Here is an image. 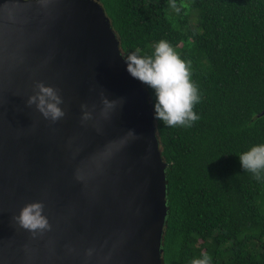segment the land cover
<instances>
[{
    "label": "water",
    "instance_id": "1",
    "mask_svg": "<svg viewBox=\"0 0 264 264\" xmlns=\"http://www.w3.org/2000/svg\"><path fill=\"white\" fill-rule=\"evenodd\" d=\"M124 59L98 0H0V264H162L166 163ZM37 81L60 90L63 118L27 105ZM34 201L51 224L36 236L12 219Z\"/></svg>",
    "mask_w": 264,
    "mask_h": 264
},
{
    "label": "trees",
    "instance_id": "2",
    "mask_svg": "<svg viewBox=\"0 0 264 264\" xmlns=\"http://www.w3.org/2000/svg\"><path fill=\"white\" fill-rule=\"evenodd\" d=\"M98 2L125 58L165 39L191 61L202 95L192 127L155 120L166 163L162 264L204 252L213 264H264V183L237 158L264 142V0Z\"/></svg>",
    "mask_w": 264,
    "mask_h": 264
},
{
    "label": "clouds",
    "instance_id": "3",
    "mask_svg": "<svg viewBox=\"0 0 264 264\" xmlns=\"http://www.w3.org/2000/svg\"><path fill=\"white\" fill-rule=\"evenodd\" d=\"M175 11L179 8L170 5ZM126 72L142 85L150 88L154 95L153 118L159 120L168 128H190L200 120L195 106L202 100L199 86L192 78L191 61L181 57L174 46L167 40L157 41L150 54L139 50L132 51L124 59ZM28 106L35 105L36 110L44 119L56 122L66 113L61 107L64 103L60 90L42 81H37L34 94L26 101ZM117 99H102L101 115L107 116L117 106ZM81 123L93 119V109L87 104H81ZM127 135L138 138L134 129H129ZM243 172L250 173L257 182L264 183V142L253 144L246 151L237 154ZM15 224L27 230L33 236L49 231L51 224L44 214L43 201L25 204L18 215L12 218ZM89 255L91 251L89 250ZM191 264H213V258L208 253H201L193 258Z\"/></svg>",
    "mask_w": 264,
    "mask_h": 264
}]
</instances>
